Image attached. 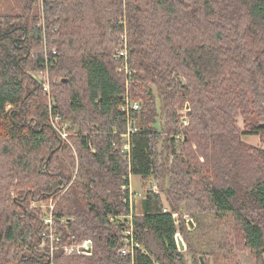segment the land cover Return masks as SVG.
<instances>
[{
  "label": "trees",
  "instance_id": "trees-1",
  "mask_svg": "<svg viewBox=\"0 0 264 264\" xmlns=\"http://www.w3.org/2000/svg\"><path fill=\"white\" fill-rule=\"evenodd\" d=\"M42 15L68 140L40 78ZM122 33L128 54L116 59ZM127 92L141 103L129 153ZM244 135L264 143V0H0V264H187L178 228L192 264H222L229 240L214 230L228 218L232 249L264 264V147ZM129 175L159 188L132 219L133 258L119 253ZM51 200L58 232L91 239V255L39 247Z\"/></svg>",
  "mask_w": 264,
  "mask_h": 264
},
{
  "label": "built area",
  "instance_id": "built-area-1",
  "mask_svg": "<svg viewBox=\"0 0 264 264\" xmlns=\"http://www.w3.org/2000/svg\"><path fill=\"white\" fill-rule=\"evenodd\" d=\"M39 5H43L44 0H33ZM43 10V9H42ZM120 24H125V19L121 18L119 21ZM43 27V44L45 45V65L46 68L42 72L40 78L43 80V89L44 91L48 94L49 96V116H50V121L56 131L60 133L63 139L68 140V132L66 130L67 123H62L61 116L54 110V99L51 94V85L55 82L50 78L49 75V54L51 55H56L57 54V49L52 48L51 51L47 48V43H48V37L46 36V28H45V18L44 15H42V20L40 23ZM128 54V36L126 33L120 34V46L115 50L114 57L116 59H119L121 57L126 58ZM121 71H124L126 75L130 74V69L128 67V64H125L121 69ZM141 107V103L139 101H134L131 99L129 96V93L125 95L124 99V106L122 110L127 113V119H128V131L125 133L123 136L124 139L127 140L126 144L124 145L125 151L130 152V135L131 133L135 130L133 124V120L129 117L130 113L132 111H137ZM183 125L186 126L188 125V119L186 116L183 117ZM181 135L177 136V139H182ZM130 159V158H128ZM131 176L129 175V183L124 184L122 189L125 190L126 194L123 198V201L130 206L131 212L129 216H127V225L123 229V240H122V247L119 250V253L121 255L125 256H131L132 258L134 257V254L138 248H141L140 243L135 239L134 237V227H133V217L135 216V211H134V206H135V201L137 198L141 195V193H138L137 191H134L132 183H131ZM151 190L155 193L159 192V188L156 184H154L151 187ZM43 207L47 208L46 215L44 217L43 223L45 225V230L41 234V243L39 247H44L48 246L50 250V256L51 259H53V256L55 255L56 252H61L65 256H75V255H91L92 250H93V242L91 239H83L81 241H78L74 235H70L68 239L65 240L64 236L58 232V224L54 219L53 215V210L55 206V201H50L49 204L47 205H42ZM165 212H169L172 214V216L175 219V224L177 227L179 226L180 222V214L179 212H174L170 208L166 207ZM184 219L188 223L190 220L193 221V219L188 215H184ZM113 221H115L114 218H112ZM189 225V224H188ZM177 233L175 235L176 242L178 244V247L180 249L179 241H182L185 246L186 243L184 241V238L182 234L179 231V228L177 229ZM187 247V246H186ZM181 250V249H180ZM181 251H186L181 250Z\"/></svg>",
  "mask_w": 264,
  "mask_h": 264
},
{
  "label": "rangeland",
  "instance_id": "rangeland-1",
  "mask_svg": "<svg viewBox=\"0 0 264 264\" xmlns=\"http://www.w3.org/2000/svg\"><path fill=\"white\" fill-rule=\"evenodd\" d=\"M115 49H117L115 47ZM160 121V119H159ZM238 125L239 127L242 129L244 128V120L242 117L238 118ZM157 129H161V121L157 122L156 125ZM244 141L252 147H264V143L261 142L260 138L258 135H244L243 136ZM132 182H133V187H134V191H140L143 193V195H145L146 191L154 184V181H148V182H144L140 176H133L132 177ZM141 199L142 197H138L137 198V203H141ZM140 201V202H138ZM224 221L221 222L222 224H220V226L218 227V232L216 230H214V233H219L216 237L217 239H219L220 237L225 238L227 236V239L229 240V248H225V250L229 249L231 252L230 254H228V257H222L221 258V262L222 264H256V258L254 256L253 253L251 252H237L235 250L232 249V246H234V241H233V220L232 218H228V219H223ZM221 234V235H220ZM215 237V238H216ZM216 240V239H215ZM217 246V244H215V247ZM217 251H219V249H216ZM185 254V258L188 264H191V255L189 253H187L186 251H184ZM207 259L209 264H216L215 263V258L212 257L211 255L207 254Z\"/></svg>",
  "mask_w": 264,
  "mask_h": 264
},
{
  "label": "water",
  "instance_id": "water-1",
  "mask_svg": "<svg viewBox=\"0 0 264 264\" xmlns=\"http://www.w3.org/2000/svg\"><path fill=\"white\" fill-rule=\"evenodd\" d=\"M187 109H189V104L187 105ZM132 125L134 126V124H132ZM188 224H189L190 228H194V226H195L194 221H192V220H190L188 222ZM179 245H180V249L181 250H185L186 249V246H185V244L182 241H179ZM201 262H202V264H205L203 257H201Z\"/></svg>",
  "mask_w": 264,
  "mask_h": 264
},
{
  "label": "crops",
  "instance_id": "crops-1",
  "mask_svg": "<svg viewBox=\"0 0 264 264\" xmlns=\"http://www.w3.org/2000/svg\"><path fill=\"white\" fill-rule=\"evenodd\" d=\"M132 177L133 176H131V183H132V186H133V182H132ZM133 189H134V187H133ZM138 193H141V197H142V195H143V193L142 192H140V191H137ZM139 196V197H140ZM138 202H140V201H138ZM137 203V200L135 201V206H134V211H135V213L136 214H138L139 212H140V210H141V203H138V204H136ZM188 264V263H187ZM191 264H192V262H191Z\"/></svg>",
  "mask_w": 264,
  "mask_h": 264
}]
</instances>
